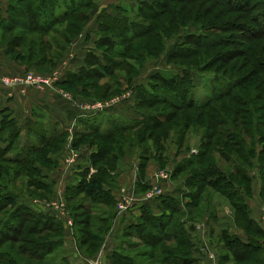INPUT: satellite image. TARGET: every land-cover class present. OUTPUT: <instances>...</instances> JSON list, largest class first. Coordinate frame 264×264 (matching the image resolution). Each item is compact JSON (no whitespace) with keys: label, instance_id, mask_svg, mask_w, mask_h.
I'll use <instances>...</instances> for the list:
<instances>
[{"label":"trees","instance_id":"1","mask_svg":"<svg viewBox=\"0 0 264 264\" xmlns=\"http://www.w3.org/2000/svg\"><path fill=\"white\" fill-rule=\"evenodd\" d=\"M27 1L30 0H16V3L10 2L8 0L9 4L5 11L0 6V35L2 38L0 43L6 45V53L16 61L28 66L33 65L36 69L43 71L42 73H49L51 72V70H53L56 61H58L62 57L64 45L68 44L71 38L79 35L90 19L88 11H86L85 13H80L78 12V10L94 7L93 4L95 3V0H64L62 3H60V1L58 0H31L33 1V7L22 5V2ZM141 3L143 4L144 1H142ZM240 3L241 0H236L235 4ZM62 7L63 10L59 13L60 10L57 11V9ZM112 17L117 22L113 23L112 25L104 24V26H106V29L110 31H113L114 29L121 30L122 33L120 35V40L127 41V45H125L123 48L117 49L116 54H118L120 57L104 53L103 55L101 54L103 58L100 59L97 54V50L94 52H89L87 58V67H83L82 69H80L77 74L73 73L68 75L64 81L59 82L61 86L63 85V83L73 84L72 89L77 86H81L83 88V92H85L89 98H95L99 100L109 98L112 94L126 90L124 89V83L111 84L109 81L102 82V80L109 76L115 75L117 72L116 68L119 67L121 68L122 72H128L129 68L124 63V60L125 57H127L129 49L132 48L130 42L135 40L136 37H145L144 40L140 41L142 48L147 47L146 49L148 51L154 50V48L157 47L155 43L157 41L156 35L158 31L156 33H152L153 30L149 26L145 27V25H143L144 27H141L136 24V21L127 20L125 23L124 21L126 20V18H118L115 16ZM75 19L77 21H80V23H74L77 26L70 24L75 27L69 28V22H73V20ZM67 23V29L59 35L58 41L50 36L46 37L47 35L45 34L51 32L55 34L59 33L60 31L58 29H55V27L66 25ZM170 24L171 21H168L167 27ZM32 32L40 33L35 38H31L29 39V41H25L23 35ZM125 33H130V36L125 35ZM107 38L108 36L106 35L99 36V39L96 43L99 49L105 45L104 41L107 40ZM34 41H37L38 43V48L35 50V52H38L39 54H32L34 49L31 46V43H33ZM58 42L60 43V47L59 44H57ZM23 43H26V45L23 46ZM54 43H56V47L60 49V54L56 56H54L52 53V49H54ZM194 43L198 42L196 41ZM44 45V50H49V55L43 54L44 51L42 47ZM25 46H28V49L26 50V52H22ZM136 47L137 44L133 47V49H136ZM13 48H20L21 51L15 52ZM23 54H26L27 57L23 56ZM33 55H38V57H36L35 61H30V58H32ZM221 56L222 54L218 56V58H223ZM230 56H228L227 58L228 61L232 58ZM251 64L252 65L250 66L254 68L251 71L252 74H256L262 71L261 66H257V60L256 62H253ZM45 65L49 69H47ZM129 79L131 82V77H129ZM129 79L126 81L129 82ZM247 79L248 78L246 76H241L237 81L233 83L232 89L238 88L242 86L243 83L248 81L249 85L248 87L243 88L244 92L246 93V95H252L253 97L263 100V103L260 105V107L264 109V79H261V77L256 79ZM191 80L192 77L188 72L180 75L179 79L173 77L172 80H165V84L167 85V87L175 91L176 96H178H175V98L173 97V99H171V97L166 98L165 96H163V93L166 92L162 89L157 88V85L153 84L152 82L149 83L148 86L141 84L138 89L136 87V107L138 109V112L140 111V107L146 106L148 109H151L159 101L167 102L168 106H170L171 108L169 112L160 114L150 113L148 116L143 117V119L141 117V119L138 118L128 124L121 123L118 120L111 118L109 119L111 120V122L109 121L111 123V127L106 130H100V126L98 124L91 127L88 136H86V139L94 144H96V140H100V142L96 144L97 151L91 155V164L87 169H85L84 177L80 184H78L77 186H71L68 189L67 193V199L70 203L68 207L73 218L74 229H77V232L80 234L78 235L79 242L82 246H85V244L89 243V246L88 248H85V251H91L90 254L93 255L99 252L100 248L103 245L102 242L104 238L103 233L100 229L88 230L87 227V230H85V225L82 229L79 228V226L77 227V225L81 226L82 224H86L87 222L91 223V219L87 217V215L90 214L88 209H91V206H89L90 204L83 201H75L81 199L87 202V198H91L92 200L96 201H111L112 195L109 189L113 188L114 186L113 182L116 180V176L121 167L122 158L126 155L128 149L134 146H139L140 143H144L146 140L148 141L152 138L154 140L155 137V144L159 146L158 152L162 153L164 147V144H162V142L165 143V141L168 140L172 131H179V138H182L181 132L184 131L185 127H189L190 125L189 115H187L186 113L187 110L193 107L205 108L208 106V104L206 103H204V105H201L196 100L191 101L186 99V95L190 90V88L188 89L187 84L191 82ZM176 83L180 84V86L174 87ZM254 89L257 90L259 95H256L253 92ZM167 95L170 96V94L168 93ZM231 95L232 92L228 91L222 96L219 95L220 97L218 99ZM233 98L237 106L244 108L243 110H248L243 111L245 114L251 113L248 107L249 100L245 96L240 98L239 96L235 95L233 96ZM216 112L217 110L214 109L211 113H208L206 124L210 128L213 127L212 125H224L228 122V119L226 117L215 116ZM240 112L241 111L238 108L234 111V119L232 122L236 126L248 125L245 122L247 119L241 118L242 122L238 123L239 118L237 115ZM201 117L202 116L200 115L199 119ZM258 118H261V116ZM177 122L181 124V128L179 127V124ZM248 122L249 127H255L256 130H258L262 126L264 127V121H262V119L260 121L258 119V121L256 120L253 123L250 119ZM141 127H143V129H140ZM11 128V119L9 120L6 115H1L0 134L5 132L6 136L3 140L0 139V142L3 141L5 143L4 145H0V180H8V178H10L11 180L12 178L23 179L26 182V188L29 191L28 194L30 196L38 198L52 197L54 194L53 185L45 179V177L42 175L40 167L37 164L40 162H45V160L48 159V152L55 151L58 147L63 146L67 142V134H55L50 138L41 137L39 146H32L26 149H21L16 143V134L9 132ZM147 129H156L157 135H152V133L146 134L145 131ZM249 132V129H240L236 131H224L222 129L219 134L225 139V143L222 145H218L217 157H215L214 155L209 156V150L207 147L206 149H203L202 147L201 149H199V153L197 154L196 159H194V162L191 165L200 167V170L193 171V173H191L189 179L185 183V186L194 187L196 189L188 191L189 195L188 193L186 195L190 197V202L185 203V205H188L189 207L197 205L202 199L203 194L205 193L202 189V185H207L206 187H209V189L211 190L217 191L220 195L224 196L230 202V206L236 214V224L239 227H242L245 230H251L252 232H255L259 235L258 238H262L264 237V231L250 218L249 207L246 204V197L250 195L252 189V178L247 174L245 169H242V167L233 162V157L227 151V148H230V150L234 151L239 158H241L242 160H246V158L244 157V155L246 154L245 151H249L251 149L246 147L249 139L252 138V134ZM206 133L207 135L211 134L212 136H215L217 134V131L209 132L208 130ZM79 135L81 134H78L74 138V141L77 140ZM212 136L208 139L207 136L205 137V139H207V145L210 144V139L212 138ZM162 137L164 138V141H162ZM7 138H9L8 141L5 140ZM259 138L262 142H264V131L261 133ZM179 143L181 144L180 141ZM13 149H15L16 155L13 157H7L9 156L10 151H12ZM140 157L142 166L141 177L143 178V176L145 175V172L143 173V169L147 166L149 157L147 156L146 158H144L142 157V154H140ZM160 157L161 156H158V158ZM220 159H224L225 164H228L230 166V175L229 173H225V171L220 168ZM259 159L262 166L261 174L264 178V146H262V149L260 151ZM6 164H16V166ZM91 166L95 169V172H93L89 176ZM177 173L178 168L176 167L173 170L172 177H174ZM233 176L241 178V180L245 184L244 188L246 190L242 193L240 190L241 185L238 182H235ZM109 183H111L113 186H111ZM105 185H107L108 188H106ZM138 185L139 186L137 189L139 191L140 187L144 186L145 184L139 183ZM149 187L150 185L146 184L143 190L146 191ZM144 191H139V193H142ZM17 193L18 192L15 193L12 190L8 192H0V211L2 209L4 210L8 205L11 206L12 204H16L14 207V213H12L9 216L8 220L5 221L0 227V235L2 236L0 242L4 243L6 239L13 241L19 240L17 239V236H15L17 233L38 234L39 236H45L46 232L50 237H45L44 239H42L44 240L42 241L43 243H41V241H39V243L34 242V245L39 250H44V253H53L59 247V244L61 243L63 237L61 222L54 215L45 212H39L29 208L26 202H21V199L18 200V198L20 197H17ZM234 198H237L240 203H235L236 201L233 200ZM262 198L264 201V179L262 182ZM149 204L150 201L142 204V213L138 221L129 225L125 236H130V234L138 235L141 242H144L150 248L149 250L143 251L144 253H141L149 256L148 259L155 258L156 247L160 243L165 241V243L161 245V248L159 250V262L161 264H192L195 261L193 257H191L193 244L190 241L188 233L184 229L183 223L178 224V220L176 219V215L180 211V208H178L179 202L177 203V201L172 197H164L162 199V205L165 207V211L160 215L153 214L151 208L149 207ZM14 215L17 218L24 215V220L14 223L12 222ZM254 225L255 227H253ZM252 227L254 230L251 229ZM77 232L75 230V233ZM221 234L222 235H220V239L223 242V245L227 248L234 247L233 249H235V252L233 253L234 258L229 252L222 253L220 258L222 264L230 263L232 261L241 263L243 261L249 260L252 258L255 249H261V244L258 239H254L256 240L254 241L250 240V238L248 243H244L237 236L230 235L227 231L223 230ZM126 242V239H123L121 242V250L118 249L112 254V264H139L138 260L133 255L122 251L124 249L123 247H127L128 244H130ZM27 255H29L28 252ZM30 257L32 259L36 258L35 253H30ZM41 257L43 258L44 255L39 253L37 258L42 259Z\"/></svg>","mask_w":264,"mask_h":264},{"label":"rangeland","instance_id":"2","mask_svg":"<svg viewBox=\"0 0 264 264\" xmlns=\"http://www.w3.org/2000/svg\"><path fill=\"white\" fill-rule=\"evenodd\" d=\"M9 1L16 3V0ZM58 1L62 3L64 0ZM99 1L101 4L103 1V4H107V6L109 5L108 3H110V0H95V3L93 4L94 7L89 9H79L78 12L85 13L88 11V15L90 16L94 8L98 6ZM117 1L122 2L116 6L115 3L108 9L105 8L106 6L102 5V8L104 7V9H102L97 14L94 20H92L89 24H86L87 30L90 34L94 33L97 36H108L107 40L104 41L105 45L100 48V51H102L101 54L103 55L104 53H108L109 55L120 57L118 54H116L117 49L123 48L125 45H127L126 40H120V35L122 33L121 30L114 29L113 31H110L106 29V26H104V24L112 25L113 23L117 22L112 16L126 18L124 21L125 23L127 20H129L136 21V24L141 27H144L143 25H145V27L149 26L153 30L152 33H156L158 31L156 35L157 41L155 43L157 47H155L152 51H148L146 49L147 47L142 48L140 44V41L144 40L145 37H136L135 40L130 42L132 48L129 49L127 57H125L124 60V63L129 68L128 72H122L120 67H115L117 70L116 74L103 79L102 82L109 81L111 84L124 83V89H128L127 87L132 85V87H135L136 98V87L138 89L141 84L148 86L149 83L152 82L153 84L157 85V88L166 92L163 93V96L166 98L171 97V99H173V97L175 98L176 96V92L168 88L165 82L172 80L173 77L179 79L180 75L188 72L191 75L192 80L187 84V87L188 89L190 88V90L186 95V99L191 101L196 100L201 105H204V103L208 104V106L205 108L193 107L187 110L186 113L189 115L190 119L189 127H185L184 131L181 132L182 138H179V131H172L168 140L165 141V143L162 142V144H164L162 153L158 152L159 146L155 144V137L154 140L153 138L148 141L146 140L144 143H140L138 146L140 148L139 152L142 154V157H149L148 160L152 163V171L158 172L159 170H165L170 172L172 176L173 170L176 167L178 168V173L172 177V181L175 183L176 188L164 191V194L158 196L157 199L158 204L160 205L162 204V199L166 196H169V198L172 197L177 201V203L179 202L178 208H180V211L178 210L179 213L176 215V219L178 220V224H184L183 217H185L184 215L186 213L182 215L183 212H181V210L184 209V206L182 205L184 197L189 198L190 200V197H188V191L196 189L194 187L185 186V183L193 171L200 170V167L191 164L194 162V159H196L201 147L203 149H206V147L208 148L209 156H218V145L225 143V139L219 134L222 129L224 131L249 129V133L252 134V138L249 139L246 147L251 149L249 151H245L246 154L244 157L246 160L239 158L234 151L230 150V148H227V151L233 157V162L242 167V169H245L250 177L251 175H256V178L258 179L260 173L262 181L264 179L261 174L262 166L259 159L260 151L262 146H264V142H262L259 137L264 131V127L262 126L259 128L260 130H256L255 127H249L248 122L250 119L252 123L256 120L258 121V119L259 121L261 119L264 121V109L260 107V105L263 103V100L253 97L252 95H246L243 88L248 87V81L243 83L242 86L232 89L233 83L241 76H246L248 79H256L260 77L261 79H264V0H241L240 4H235L236 0H116L115 2ZM142 1H144L143 4L141 3ZM8 4V0H0V6L4 11L7 9ZM22 5L33 7V1L30 0L27 2H22ZM62 10L63 7L57 9L59 13L62 12ZM157 17L161 19H158ZM168 21H171V24L167 27ZM74 23L79 24L80 21L75 19L73 22H69V25L67 23L66 25L56 26L55 29H58L60 31L59 33L55 34L51 32L45 35H47L46 37L50 36L58 41L59 35L67 29V25L69 28L77 26ZM39 33L40 32H32L24 34V40L29 41V39L35 38L37 35H39ZM129 34L130 33H125L127 36H130ZM1 39L2 38L0 35V41ZM196 41L198 43H194ZM57 44H59L60 47V43L58 42ZM136 44V49H133ZM22 45L24 46L26 43H23ZM28 46H25L22 52H26ZM31 46L34 49L32 54L38 53L35 52V50L38 48L37 41L31 43ZM53 46V55H59L60 49L56 47V43H54ZM42 48L44 51L43 54L49 55V50H44L45 45ZM13 50L15 52L21 51L20 48H13ZM221 54V57L223 58H218V56ZM23 56L27 57L26 54H23ZM228 56L232 57L229 59V61L227 60ZM36 57H38V55H33V57L30 58V61H35ZM256 60L257 66H261L263 72L260 71L256 74H252L251 71L254 68H252L250 65H252L251 63L256 62ZM45 67L49 69L46 65ZM31 71L39 72L36 70ZM54 71L55 70H51V72ZM129 77H131V82ZM128 79L129 82L126 81ZM175 86H180V84L176 83L174 87ZM228 91H231L233 96L236 95L240 98L245 96L249 100L248 107L251 113L245 114L243 111L248 110H243L244 108L237 106L232 95L218 99ZM123 92H126V90L112 94L111 97L106 99H113L115 96ZM253 92L256 95H259L257 90L254 89ZM167 93L170 94V96H168ZM237 108L241 111L237 115L239 118L238 123L242 122V118L247 119L244 121L248 125L236 126L232 122L234 119V111ZM214 109L217 110L215 116L226 117L228 122L224 125H212L213 127L210 128L206 124V121L208 119V113H211ZM170 110L171 108L168 106L167 102L159 101L151 109H148L146 106L140 107L139 118L141 119L142 117L143 119V117L148 116L150 113L160 114L169 112ZM200 115L202 117L199 119ZM259 115L261 118H258L260 117ZM177 123L180 127L181 124L179 122ZM140 129H143V127ZM208 130L209 132L217 131V134L215 136H212L211 134L207 135L206 132ZM145 133L157 135V130L147 129ZM5 136L6 133L3 132L0 134V139L3 140ZM206 136L207 139L212 136L209 145L206 144ZM5 140L8 141L9 138ZM162 141H164L163 137ZM99 142L100 140H96V144ZM4 144L5 143L3 141L0 142V145ZM15 155L16 151L13 149L10 151L9 156L7 157H13ZM158 156L161 157L158 158ZM219 162L220 168L224 170L225 173H229L230 175V166L225 164L224 159H220ZM6 165L16 166V164ZM233 179H235V182H238L241 185V193L246 190L244 188L245 184L241 178L233 176ZM109 184L113 186L111 183ZM145 186L146 184L140 187L139 191H144L143 189ZM206 186L207 185H202V189L205 192V195L206 191L208 190L209 195L207 197L204 196V198L200 200L202 209H200L198 213H195V209L193 207L191 209L193 213L189 217H185L187 220H191L192 222L202 221L209 209H215L217 212L218 210L222 211L224 206L227 209L231 208L229 201L223 198L217 191L211 190ZM10 190L15 193L18 192V196H16L20 197L18 200L21 199L20 201L23 203L40 199L28 194L29 191L27 190L26 182L23 179H1L0 192H8ZM187 193L188 195H186ZM63 199L65 201V198ZM233 200L236 201L235 203H240L237 198H234ZM78 201H83L89 204V202L81 199H78L75 202ZM15 205L16 204H12L11 206L8 205L4 210L2 209L3 211H0V227L5 221L8 220L9 216L14 213ZM162 208V211L164 212L165 207L163 206ZM88 211L90 214H88L87 217L91 219V222H98L99 219L97 220L96 217L100 218L102 215L99 208L95 205L92 206L91 209H88ZM163 212L159 213L162 214ZM234 215H236L235 211ZM23 216L17 218L14 215L12 222L17 223L19 221H23ZM214 219L216 220V217H214ZM191 226H193V223ZM253 227H255V225ZM253 227L251 228L252 230H254ZM246 231L251 238L250 240L258 239L259 235L257 233L252 232L251 230ZM221 232L223 231L216 229V235L213 238L214 244L218 242L219 239L216 237L217 235H222ZM15 236H17V239L19 240L13 241L6 239L4 243L0 242V264H69L67 260L63 258L64 255L60 249H57L58 252L47 254L44 253V250H39L34 245V242L39 243V241H41V243H43L42 241L44 240L42 239L45 237H50L48 233L45 232V236H39L38 234L17 233ZM0 239H2L1 235ZM125 239L127 241L126 243L130 244H128V248L126 246L123 247L124 249L122 251L133 255L138 260L139 264H161L159 262V250L165 241L156 247L157 252L153 250L156 253L155 258L148 259L149 256L141 253H144L143 251L149 250L150 248L147 244L141 242L138 235L130 234V236H126ZM26 251L29 253V255H27ZM220 251L221 254L227 253L222 249H220ZM30 253H35L36 258L32 259L30 257ZM39 253L44 255L43 258L41 257L42 259L37 258ZM252 258H256V256H253ZM252 258L241 263L234 261L229 264H257Z\"/></svg>","mask_w":264,"mask_h":264},{"label":"crops","instance_id":"3","mask_svg":"<svg viewBox=\"0 0 264 264\" xmlns=\"http://www.w3.org/2000/svg\"><path fill=\"white\" fill-rule=\"evenodd\" d=\"M115 1L110 0L108 6L107 4H103V1L102 4L99 1L98 6L91 12V19L88 24L104 9L102 5L108 9L111 5L116 3V6L122 2ZM98 39L99 36L94 33H89L86 25L79 35L71 38L70 42L64 45L62 57L56 61L53 68V70L59 73L60 81H64L70 74H77L83 67H87L89 52L97 50L98 56L102 59V51H100L96 44ZM27 70L43 72L36 69L33 65L28 66L13 59L6 53V45L0 43V71L13 75L23 73ZM58 86L71 93L72 98H64L56 90L51 88L45 90L28 88L22 92L19 89L5 87L0 84V118L1 115H6L9 120L11 119L12 128L9 132L16 134V143L21 149L39 146L41 137L50 138L60 133H66L68 136L67 142L63 146L58 147L55 151L48 152V159L43 162L44 164L41 162L37 164L45 179L53 185V196L40 198L32 202L28 201L26 204L33 210L54 215L61 222L63 237L57 249L62 251L63 258L69 264H92L90 260L97 257L101 259V264H112L111 256L118 249L121 250V242L126 238L125 234L129 225L137 222L142 213V204L139 199L134 200L128 212L120 213L117 209L116 194L121 187H124L130 195L135 194L139 198L142 195L137 189L139 183L147 185L156 183L154 176L156 171H152V163L148 161L147 166L143 169L145 175L142 178L140 148L134 146L128 149L126 155L122 158L121 167L116 176V180L113 182L114 186L109 189L112 195L111 201L86 199L91 208L96 205L102 214L100 219L98 217L96 218L97 220L99 219L98 222H87L81 226L77 225L81 229L85 225V230L88 227V230L100 229L102 231L104 238L103 245L99 252L94 255L90 254L91 251H85L89 243L82 246L79 242L78 235L80 234L77 232V229H74L73 218L68 207L70 203L67 199V193L71 186L80 184L84 177L85 169L91 164V155L97 151V145L86 139L91 127L98 124L100 130H106L111 127V120H109L111 118L125 124L139 118V112L136 107L135 87L131 85L126 89V92L115 96L119 97L118 100H115L111 104L108 102L105 105L104 102L110 101L112 98L101 100L89 98L83 92L81 86L72 89L73 84L70 83H63L62 86L60 84ZM97 102H103V107H97ZM78 134L81 135L74 141V138ZM90 168L89 176L95 172L92 166ZM256 177V175H251L252 189L250 195L246 197V204L249 207L250 218L264 231L263 181L260 173L259 178L257 179ZM161 183L164 191L176 188L175 183L172 181V176L169 180H164ZM105 187L108 188L107 185ZM208 192L207 190L206 195L204 193L202 199L204 196L207 197L209 195ZM59 195H63V198H65L66 211L54 209L47 203L54 201ZM222 197L225 198L224 196ZM187 202H190L189 198L184 197L182 204L184 209L181 211L183 215L186 213L184 215L185 217H189L193 213L191 211L193 207L195 213H198L202 209L201 201L191 207L185 205ZM149 207L155 215L163 212V205L158 204V200L150 201ZM185 217H183L184 229L193 244L191 257L195 261L192 264H222L220 261L222 255L220 249L229 252L234 258V247H225L220 239V235L216 237L219 239L218 242L213 243L216 229L220 231L225 230L230 235L237 236L244 243H248L250 239L248 232L236 224L232 207L227 209L224 206L222 211L218 210L217 212L215 209H209L203 220L198 222H192ZM214 217H216V220ZM71 219L72 224L69 222ZM192 223L193 226H191ZM75 230L77 233H75ZM258 240L260 241L261 249L254 250L252 257L256 256V258L253 261L257 264H264V237L258 238ZM57 249L53 253L58 252ZM207 252H213L216 258L210 259Z\"/></svg>","mask_w":264,"mask_h":264},{"label":"built area","instance_id":"4","mask_svg":"<svg viewBox=\"0 0 264 264\" xmlns=\"http://www.w3.org/2000/svg\"><path fill=\"white\" fill-rule=\"evenodd\" d=\"M60 81V75L57 71L51 72V73H40V72H33V71H27L22 74L17 75H9L4 74L0 72V84L9 87V88H16L21 90L22 92L25 91L28 88H35L39 90H45L48 88L56 90L60 95H62L64 98L71 99L72 94L68 91H65L63 88L59 87L58 83ZM119 97L113 98L110 101L104 102L106 105L108 102L114 103L115 100H118ZM97 107H103V102H97ZM156 178V183L150 185V187L142 193V195L137 198L135 194H129L127 189L124 187H121L117 194H116V200H117V209L120 213H126L129 211V209L132 207L134 200H140V203L143 204L145 202H149L157 198L158 196L164 194V190L162 187V181L169 180L171 177L170 172L165 170H159L154 174ZM51 207L54 209H58L61 211H66V205L65 201L63 199V195H59L58 198H56L54 201L47 202ZM69 222L72 224V219L69 220ZM208 257L210 259H215L216 255L213 252H207ZM90 262L92 264H101V259L99 257L95 259H91Z\"/></svg>","mask_w":264,"mask_h":264}]
</instances>
